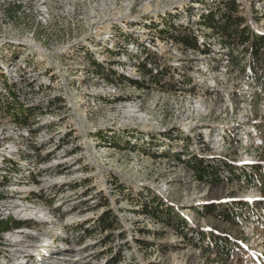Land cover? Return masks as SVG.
I'll list each match as a JSON object with an SVG mask.
<instances>
[{"label": "rangeland", "instance_id": "obj_1", "mask_svg": "<svg viewBox=\"0 0 264 264\" xmlns=\"http://www.w3.org/2000/svg\"><path fill=\"white\" fill-rule=\"evenodd\" d=\"M233 1L242 26L264 36V0ZM211 5L0 0V77L25 59L28 70L9 83L29 126L9 115L0 78V220L29 219L2 209L14 204L9 188L21 177H30L22 192L42 198L28 195L23 206L45 210L3 236L0 264L264 263V61L249 66L246 46L228 50L208 28L193 31L192 17ZM174 31L200 36L207 52L176 44ZM128 105L147 118L127 114ZM194 159L232 172L252 162L241 180L226 168L211 183L196 178ZM155 196L186 230L144 213ZM104 213L115 226L106 232L97 222ZM17 232L25 235L13 240Z\"/></svg>", "mask_w": 264, "mask_h": 264}, {"label": "trees", "instance_id": "obj_2", "mask_svg": "<svg viewBox=\"0 0 264 264\" xmlns=\"http://www.w3.org/2000/svg\"><path fill=\"white\" fill-rule=\"evenodd\" d=\"M221 3H223L224 7L228 9L229 12L222 13L223 16V22L217 23L215 18L213 16H204L202 15L201 18L203 20V24L208 28H214V29H220L221 32H223V36L221 37V43L224 45V47H233V45L240 43L242 45H248V49L250 52L251 60L249 62V66H252L255 61H264V36L261 35H254V33H250L248 29L243 27L242 29L240 26L244 25V18L239 17L238 15L233 16L232 13H237L238 6L233 0H221ZM172 40L178 44L185 47V49H190L195 52H200L205 54L207 51H205L203 48L198 46V36H196L191 31H185L180 32L179 34L177 32H171ZM147 62H145L144 67L147 68L146 65H150L148 55H147ZM96 65V64H95ZM156 74H158V71L155 69ZM151 73V72H150ZM4 77V76H3ZM1 78V77H0ZM5 86L7 87L9 93L12 96L13 101L6 103V108L8 109L9 115H12L14 118V123L18 126H25L29 129V126H27L26 121H23L19 117V111L23 106H20L15 102L17 100V95L12 90V85L8 83V81L5 79ZM177 83H179L177 81ZM0 108H3L2 103L0 102ZM24 108V107H23ZM37 149V148H35ZM191 168L193 172L195 173L196 178L201 182H211L219 181L221 180L220 176L222 174V171L226 168H229L230 172L233 170L232 167L228 166H217L209 163H205L200 159H194L193 164L191 165ZM256 171H259V166L253 167ZM11 170V169H10ZM232 170V171H231ZM18 171L17 169L13 170L12 172L16 173ZM235 173V177L237 179L241 180L247 172V167L240 168ZM237 175V176H236ZM249 179L251 181V184H253V176L250 174ZM33 200H40L42 199L40 195L33 193ZM153 204L157 205L155 208H149L146 205L145 207V214L148 216H151L153 219H156L157 221L161 220V217L165 214L166 217H168V220L166 221L167 225H171V221H176L178 227H181L183 230H186L188 228L187 221L179 216L172 207H167L166 210H164L163 203H161L160 200H157L156 196L152 198ZM252 206V205H250ZM249 207V205H248ZM215 209H213L210 213H213ZM174 214L175 217H172V214ZM171 217V219H170ZM115 218V217H114ZM167 219V218H166ZM227 221H231L232 223L235 222L234 218L229 217L227 218ZM98 225L101 227V230L106 232L108 230L114 229V225L111 223V220L109 218V213H104L102 216H100L97 220ZM31 222H22L11 219L10 221H4L0 220V241L2 240L3 236L9 232H12L15 229H21L24 227V225H28ZM119 227V226H117ZM83 228V227H80ZM83 232V231H82ZM225 246L233 245L231 241H225ZM221 251H223V254L225 253L226 256L229 255V252L223 248ZM117 263L116 261H111L106 264H114Z\"/></svg>", "mask_w": 264, "mask_h": 264}, {"label": "built area", "instance_id": "obj_3", "mask_svg": "<svg viewBox=\"0 0 264 264\" xmlns=\"http://www.w3.org/2000/svg\"><path fill=\"white\" fill-rule=\"evenodd\" d=\"M216 2H218V3H220L219 2V0H212V5L211 6H208L206 9H205V11H204V13L203 14H201L200 16H199V18L198 19H195L194 17H192L193 18V20H192V25L194 26L193 27V31H195L194 30V28L195 27H198V26H203L204 28H208V27H206L204 24H203V20H202V18H201V16L202 15H204V16H213L214 18H215V20H216V22L217 23H222L223 22V16H222V13H224V12H229L228 11V9H226L225 7H224V5L222 6L224 9H221L220 10V12H218L214 7H215V3ZM232 15L233 16H236V15H238L239 16V13H238V11H237V13H232ZM261 15H264V12L261 14ZM243 27H245V26H240V28L242 29ZM209 29V31H210V36H216V37H219L220 39H221V37L223 36V32H221L220 31V29H214V28H208ZM197 36V35H196ZM200 36H198V38H199ZM205 38H206V36H205ZM205 38H202V39H204V40H206ZM235 45H241V46H246V48H248V45H242V44H240V43H237V44H235ZM234 46V45H233ZM202 47V46H201ZM226 49H228V50H230V48H232V47H225ZM249 56H250V52H249ZM20 59V62L19 63H17V64H15V61H17V60H19ZM17 58L16 59V57L13 59V61L9 64H7V66L4 68V77H5V79L8 81V83H9V81L10 80H16V79H18L19 77H21V74L23 75V73H25L27 70H28V68H27V66L26 65H24L23 64V66H21V63H24V60L23 59H21V57L20 58ZM21 67H22V70H21ZM14 69H17L16 71L14 70ZM14 70V71H13ZM3 75L1 76V79H3L4 80V77H3ZM26 81V80H25ZM3 82V84H2V86H3V88L5 89V91L8 93V95H9V99L11 100V101H13V99H12V96H11V94L9 93V91H8V89H7V87L5 86V82L4 81H2ZM10 84V83H9ZM11 85H12V83H11ZM13 86V85H12ZM222 141H224V140H222ZM240 141L241 142H244L245 143V145H248V143L250 142V140L248 139V140H246V139H243L242 140V137L240 138ZM246 156H248V155H246ZM249 157V156H248ZM30 173V171H27V173ZM223 174H221V176H222ZM222 177H224V176H222ZM30 179V177L29 176H26L25 178L23 177H21V178H19L14 184H19V185H23V187L26 185V182L28 181ZM13 191V189L12 188H9V192L12 194V193H16V192H12ZM25 193V195H29V193H35V191L34 190H29L28 192L26 191V192H24ZM32 196V195H31ZM33 197V196H32ZM1 199V198H0ZM249 207H251V206H249ZM27 220V221H26ZM33 220L35 221V219H17V221H22V222H33ZM24 227L25 228H23V229H27V228H30L29 226H26V225H24ZM34 228V227H33ZM13 231H21V229H15V230H13ZM12 231V232H13ZM9 233H11V232H9ZM29 233V232H28ZM8 234V233H7ZM3 239V238H2Z\"/></svg>", "mask_w": 264, "mask_h": 264}, {"label": "bare ground", "instance_id": "obj_4", "mask_svg": "<svg viewBox=\"0 0 264 264\" xmlns=\"http://www.w3.org/2000/svg\"><path fill=\"white\" fill-rule=\"evenodd\" d=\"M137 2V1H136ZM133 30V29H132ZM131 30V31H132ZM142 32L141 33H144V31L143 30H141ZM15 71L17 70V69H14ZM13 70V71H14ZM197 110H198V112L202 115V116H204V114L206 113V110L204 109V107H205V105H203V104H201V102H198L197 103ZM126 108V110H125V112L127 113V114H130V115H132V114H134V113H140L139 115H140V117L141 118H143V119H145V118H147V116H146V114L145 113H143V112H141V111H137V108L138 107H135V106H133V105H128V106H125ZM201 117V116H200ZM187 125H189V127L188 128H191V127H195V125L194 124H192V123H190L189 122V124H187ZM205 125L204 126H202V128L205 130ZM201 128V129H202ZM1 133V132H0ZM247 136V135H246ZM245 139H248V138H245ZM218 140V139H217ZM15 153V152H14ZM247 161H249L248 159L247 160H245L244 162H247ZM25 187V186H24ZM49 188V187H48ZM45 189V188H44ZM23 191V189H22V187H21V185H18V184H16L15 186H13V191L12 192H16V193H13V196L11 197L13 200H14V204H11V205H8L7 207H3L2 209H4V214H6V216L7 215H12V214H14L15 216H17L18 218H29V219H32V218H44V211L45 210H41V209H39L38 207H29V206H23V203H24V201L27 199V195L26 196H22L21 195V193H24V192H26V191H24V192H22ZM25 194V193H24ZM73 204V203H72ZM25 235V232H17V233H15V234H13L12 236H11V238L13 239V240H18V239H20V238H22L23 236ZM51 236V235H50ZM35 238H37V237H35ZM64 259V258H63ZM62 259V260H63ZM59 260H61V259H59ZM58 260V261H59ZM80 259H74V260H72L71 261V259H64V261H70V262H77V261H79ZM63 264H64V262H63Z\"/></svg>", "mask_w": 264, "mask_h": 264}]
</instances>
